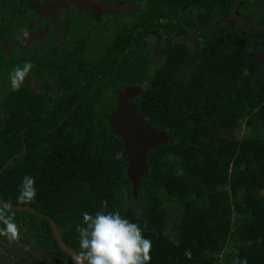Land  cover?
<instances>
[{"label":"trees","instance_id":"obj_1","mask_svg":"<svg viewBox=\"0 0 264 264\" xmlns=\"http://www.w3.org/2000/svg\"><path fill=\"white\" fill-rule=\"evenodd\" d=\"M8 1L16 7L7 16L0 6V28L10 19L6 33L21 6L20 0ZM113 1L140 6L119 13L126 18L121 25L118 20L120 30L92 55L86 52L92 34H85L74 38L64 60L56 59L55 47L31 60L18 55L3 62H31L30 78L58 70L68 92L54 96L23 85L5 93L0 197L40 249L59 250L51 220L64 243L80 251L83 213L119 211L151 240L149 264H238L245 258L264 264V61L256 67L250 62L253 50L264 49V31L219 20L238 9L256 15L262 26L264 0ZM166 29L188 31L202 47L170 43L161 49L163 64L154 66L142 36L161 38ZM125 84L141 86L130 101L170 137L148 153L140 212L132 207L128 154L110 119L111 94ZM242 120L259 132L233 134ZM26 175L36 179L37 196L21 204ZM168 201L178 204L181 216L176 235L165 231Z\"/></svg>","mask_w":264,"mask_h":264},{"label":"flooded vegetation","instance_id":"obj_2","mask_svg":"<svg viewBox=\"0 0 264 264\" xmlns=\"http://www.w3.org/2000/svg\"><path fill=\"white\" fill-rule=\"evenodd\" d=\"M17 4L18 6H21L18 9V13L16 14L17 19L13 21V28L11 27V32L6 33L7 29L10 28V19H7L4 23L6 26L5 30L0 28L1 35L3 36L0 39V104L2 107L3 116L5 115V93L11 89V86L9 81L7 83L5 80V84H2V77L4 74H8V72L12 71L16 67L14 64L3 65L5 60L13 61L18 55L31 60L33 59L32 57H39L42 55L44 56L55 47L58 48L56 59L60 57L61 60H64V55H66V53H68L70 50L69 45L73 46L75 39L85 34H92L91 38L88 40L91 41L88 42V50L86 51L87 54L92 55L90 50L94 52L97 49L104 48V45L108 44L111 41V38L117 33L118 30H120L118 27V20L119 24L121 25L120 22L126 18L124 17L125 15H121L122 13H119L136 12L140 6L138 3L131 1H127L125 3H116L113 0H20L17 2ZM0 6L5 10V14L7 16L11 15V12L16 7V5L9 3L8 0H0ZM113 6H130L131 8L117 9ZM186 9L187 7H185L183 11H186ZM248 17L255 18V25L252 26V28L264 31V29L261 28L264 27V25H257L256 15L252 14ZM193 28L195 30H201V28L198 27ZM190 34L191 33L188 31L180 30L172 32L171 30L166 29L163 30L161 38H159L156 34L142 37L147 41L149 47L151 48V53L153 54V49L151 46L152 40H162L164 39L165 35L170 36L172 39L170 43L176 41L185 42L181 41V39L177 38V36L186 35L191 37V39L199 44ZM78 44L79 41L76 43V46ZM259 50L264 51L262 48L255 49L253 50L251 57L256 51ZM43 52L45 53L43 54ZM161 52L164 54L162 50ZM263 61L264 59H261V63ZM154 62L155 61L153 60V64ZM258 65L253 64L255 67ZM60 71L62 72L63 69ZM57 73L58 70L55 72L47 71L44 75H36V73H34L31 78L28 75L24 85L30 86V88L34 89L35 91L48 89L54 96L62 95L63 93L68 92V90L64 89L65 87L60 84L59 75ZM37 80L42 81V86L40 89H36L33 86L34 82ZM127 85L129 84L118 85L115 87L112 92L113 94L111 95L117 96L118 98L121 97L123 89ZM26 227L27 226L24 228L26 229ZM22 237L26 238L25 235ZM28 240H32V242H34V239L32 238L27 239V241ZM38 249L39 251L41 250L40 248ZM76 251L79 252L78 250ZM19 255L22 256L23 254L19 253ZM19 255L17 256V259L20 262V260L23 258L19 257ZM57 255V258L49 257L47 260L51 263L53 262V264H73L71 255H68L65 252H60L59 250H57ZM36 260V258H33L32 262L35 263Z\"/></svg>","mask_w":264,"mask_h":264},{"label":"clouds","instance_id":"obj_3","mask_svg":"<svg viewBox=\"0 0 264 264\" xmlns=\"http://www.w3.org/2000/svg\"><path fill=\"white\" fill-rule=\"evenodd\" d=\"M27 35V34H26ZM33 68L31 62L23 66L17 65L9 77L13 91L19 90ZM182 174V173H178ZM36 179L25 176L20 185L17 201L21 204L30 203L37 196ZM106 208L108 201L104 200ZM0 235L10 241L20 238V226L14 221L12 205L0 201ZM83 224L78 226L80 251L72 256L73 264H149L151 261L152 242L143 235L142 228L123 217L119 211L105 212L94 215L83 213ZM238 264H247L246 258Z\"/></svg>","mask_w":264,"mask_h":264},{"label":"water","instance_id":"obj_4","mask_svg":"<svg viewBox=\"0 0 264 264\" xmlns=\"http://www.w3.org/2000/svg\"><path fill=\"white\" fill-rule=\"evenodd\" d=\"M117 9H130V6H113ZM264 59V51L259 50L251 57L250 62L258 65ZM142 91L141 86L135 84L127 85L122 96L112 106L110 119L113 128L122 138L129 160V172L133 185V194L138 196L140 181L147 174V157L150 150L167 142L170 137L165 130H155L150 121L138 113L135 104L130 101ZM0 201L4 202L0 197ZM19 210H29L38 213L31 207H15ZM57 244L67 251L71 256L77 253L75 249L67 246L61 238L59 229L51 220Z\"/></svg>","mask_w":264,"mask_h":264},{"label":"rangeland","instance_id":"obj_5","mask_svg":"<svg viewBox=\"0 0 264 264\" xmlns=\"http://www.w3.org/2000/svg\"><path fill=\"white\" fill-rule=\"evenodd\" d=\"M219 20H223L225 22H228L240 28H245V27L248 28V27H252L255 25L254 17L245 16L238 9H234L230 15L223 16ZM261 28L264 29V27H261ZM169 38L170 36L165 35L164 39L162 40H157V39L152 40L151 46L153 49V54H152L153 60L155 61L153 64L154 66L163 64L165 56L161 52V49L172 41V39L171 38L169 39ZM177 38L181 39V41H185L191 47L192 50L195 48L202 47V45L197 44L189 36L178 35ZM11 74H12V71L8 72V74L6 75L4 74L3 75L4 79L2 77L3 83L2 81L1 83L5 84L4 80L7 81L8 83L9 77ZM33 86L36 89H40L42 86V81L40 80L35 81ZM120 98L121 97L118 98L117 96H114L112 98L113 99L111 101L112 103H110L111 108L117 101L120 100ZM2 113H3L2 107L0 104V116H3ZM258 132H259V129H257V127L248 126L245 120H242L239 123L238 127L232 131V133L237 135L238 137H250L252 135L257 134ZM137 200H138V196L133 195V200H131L132 207L135 211L140 212L141 207ZM175 204L174 202H171V201H168L165 203L167 207V211H168V225L165 231L166 233L170 235L177 234V230L180 225V219H181V216L178 214V209L176 208L178 204L177 203ZM24 227L25 226H22V227L20 226V238L18 240L10 241L7 237L0 235V264H53V262L51 263L50 261L47 260V258L49 257L57 258L58 257L57 249H51V250L41 249L39 251V249L35 247V244L34 242H32V240L27 241V239L29 238L22 237L24 236V232L26 230ZM58 248L60 252H65L66 254L70 255L67 251L62 249L59 245H58ZM19 253H22L23 255L21 256L19 255ZM18 255L19 257L23 258L20 260V262L17 259ZM33 258L37 259L35 263L32 262Z\"/></svg>","mask_w":264,"mask_h":264}]
</instances>
